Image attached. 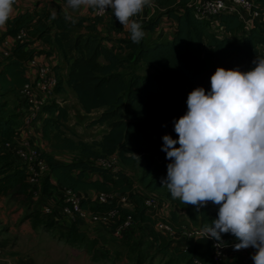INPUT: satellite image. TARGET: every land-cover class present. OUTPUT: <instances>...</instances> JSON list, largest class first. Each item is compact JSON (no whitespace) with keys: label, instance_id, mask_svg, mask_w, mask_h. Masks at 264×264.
<instances>
[{"label":"trees","instance_id":"16d2710c","mask_svg":"<svg viewBox=\"0 0 264 264\" xmlns=\"http://www.w3.org/2000/svg\"><path fill=\"white\" fill-rule=\"evenodd\" d=\"M256 1L259 3L256 8L264 12V0ZM154 2L156 13L143 29H155L167 16L176 21L171 38L143 39L139 44L133 43L130 36L115 39L101 32L99 25L104 23L106 16L95 15L94 9L93 16L71 18L59 11L52 19L53 13L45 7L20 12L7 21V34L17 36L24 30L28 36L25 40H18L11 54L0 61V89L15 92L26 83L27 62L53 51L52 47L35 48L33 44L40 40L50 46L56 45L69 64L65 77L67 85L77 93L86 112L99 111L89 125L106 124L108 130L98 141H75L62 128L69 117L63 104L51 102L43 107L37 119L43 139L54 149L80 148L86 157L68 163H54L51 155L44 154L51 159L48 158L44 195L52 190L54 182L61 188L83 193L89 189L129 193L134 202L131 208L101 203L90 196L84 197L82 207L93 212L118 208L117 225L131 216L132 230L143 223H154L147 214L144 198L134 188L127 172L103 167L97 160L118 154L125 164L145 163L142 183L149 189L165 190L171 202L180 204L181 201L173 199L162 186V178L167 176L170 163L162 150L163 136L170 134L178 139L174 121L186 114L188 95L200 86L210 91L211 76L218 67L237 68L247 62L248 71L255 67L253 61L257 56H264V31L255 24L247 27L238 14L221 12L204 17L195 12L192 0ZM110 11L108 22L111 28L121 31L114 11L111 8ZM141 63L154 68L156 73H138L134 65ZM53 68L59 75L57 91L60 92L63 77L56 66ZM6 108L7 104H0V196L11 194L16 187L26 189L30 184L27 164L6 147L23 126L20 116L8 114ZM88 173H100L102 177L91 179ZM185 206L183 210L188 221L199 230L217 218L219 210V205L212 202L199 210L194 205ZM172 218L178 219L176 209L172 211ZM84 236L77 217L67 232V240L77 242ZM222 237L226 245L237 241L230 233L222 234ZM157 247L164 253L177 252L186 264H193L196 260L202 264H218L213 258L210 239L187 237L182 247H172L169 241L163 240Z\"/></svg>","mask_w":264,"mask_h":264},{"label":"clouds","instance_id":"9594fccd","mask_svg":"<svg viewBox=\"0 0 264 264\" xmlns=\"http://www.w3.org/2000/svg\"><path fill=\"white\" fill-rule=\"evenodd\" d=\"M67 3L73 10L111 8L133 43L146 35L135 17L150 8L152 0ZM15 4L0 0V28ZM253 63L248 71L220 66L211 76L210 91L200 86L190 92L186 114L174 121L178 139L163 136L162 150L170 163L162 186L173 199L197 210L209 202L219 205L217 218L203 226L197 240L213 239L219 249L227 243L222 234L230 233L238 241L234 250L254 248L253 264H264V56Z\"/></svg>","mask_w":264,"mask_h":264},{"label":"rangeland","instance_id":"374dc122","mask_svg":"<svg viewBox=\"0 0 264 264\" xmlns=\"http://www.w3.org/2000/svg\"><path fill=\"white\" fill-rule=\"evenodd\" d=\"M156 34L155 38L163 37L162 33ZM148 37L153 36L148 34ZM1 56L0 52V59ZM247 65V62H243L238 68L246 71ZM134 67L141 74L156 73L154 68L142 63ZM69 95L64 94L68 99L71 97ZM0 104H7L6 112L20 116L23 124L27 110H24L26 102L21 90L4 92L0 89ZM77 116L74 114L72 118L78 121ZM88 124L87 118L75 122L72 129L66 128L67 134L75 141L91 143L100 137L102 129L94 126L90 130ZM75 154L78 155L75 158H83L81 153ZM143 167V163H137L130 166L129 171L135 187L142 186L151 193L140 182ZM45 178L46 175L38 184L30 183L26 189L16 187L11 194L0 196V264H186V261L180 260L177 252L171 250L164 253L158 249V245L150 240L153 230L147 224L139 225L122 238L107 235L101 240L85 230L81 240H67V231L52 224L54 213L41 211L46 206L42 199ZM53 203L55 207L61 205L59 200ZM97 249L101 251L97 252ZM228 252L229 258L225 264H253L252 260L238 256L233 246L228 248Z\"/></svg>","mask_w":264,"mask_h":264},{"label":"crops","instance_id":"0c3cea01","mask_svg":"<svg viewBox=\"0 0 264 264\" xmlns=\"http://www.w3.org/2000/svg\"><path fill=\"white\" fill-rule=\"evenodd\" d=\"M45 7L47 10H49L52 13L57 14L60 11L62 13L67 14L71 18H77L79 16H93L94 14V11L92 8H88L84 6H82L79 9L73 10L72 8L68 6V3L65 0H16V4L14 5V10H13L11 18L15 17L18 13L26 11V10H41ZM148 13H154V15L156 13L154 0H152V6L150 8L145 7L143 13L135 17V19H137L138 22L142 24V27H144L149 21V19L146 21L144 20V17ZM109 15H111V11L106 15L105 17L106 19L104 23H101L99 25L101 32L104 35H110L115 39L129 38L130 33L124 30L122 25H120L122 29L121 31H116L111 28L110 23L108 22ZM175 28H176V21L173 18L164 16L159 21L155 29L153 30L148 29V28L144 29L146 35L143 39L147 41H152L156 38H159V37H156V38L154 37V35H157L156 33L158 30L164 32L162 38H171V36L173 35L175 31ZM7 29H8V22H6V25L3 28H0V52L2 55L1 56L2 58L0 59V61L6 58L5 53L12 52L13 48L18 43L16 36L7 34ZM148 34H151L153 37H148ZM33 46L35 48L52 47V50H53L52 53L40 54L38 55V60L53 64L54 66L57 67V69L62 74L63 90L59 92V95L61 96V99L64 100L63 106L68 110V113H69L68 120L65 122V125L62 126V128L65 131H66V128L72 129L73 123L80 122L81 120H84V118L85 119L87 118V121L90 122L92 118L96 117L99 114V111L94 110L91 113L86 112L81 102L78 99L77 93L70 86L67 85L65 81V77L69 71V64L65 60L61 52L57 49L56 45L52 44L50 46L48 43H44L38 40L33 44ZM113 47H115V45H113ZM26 76H27V80H26V83H27L29 81V72L27 70H26ZM66 93L70 94L69 96L71 97L69 99L66 96H64V94ZM24 110L28 111L27 104H25ZM74 114L78 115L77 116L78 121L75 118H72ZM94 126H100V128L102 129L100 137L98 139H95L98 141L101 139L103 133H105L108 130V126L106 124L104 125L98 124V125H93V126L89 125L90 130ZM42 135L43 134H42L41 124L38 121L33 122L30 126H26V125L24 126V123H23V126L17 131V134L14 138V142H17L19 144H25V145H28V144L37 145L39 148L42 149L44 154H48L52 156L54 163H68V162H71L77 159L75 158V156H78L75 154L76 152L82 154L80 148L54 149L51 147V145L48 142H46L43 139ZM82 155H83V158L80 157ZM82 155L79 156L80 159H86L85 155L84 154ZM48 158L49 157H47V159ZM99 159L97 160L98 163H100ZM49 161H51L50 158H49ZM132 165H135V164H125L120 160L115 168L116 170H122V171L127 172L131 180L134 182L131 172L129 171V167ZM143 165L145 167V163H143ZM144 167H143V171H144ZM143 171H142V174H143ZM142 174H141V177H142ZM88 177L91 179H98V178H101L102 175L100 173H88ZM141 177H140L141 184L146 189H149L142 183ZM135 186L136 185L134 183V188H136ZM64 189L65 188H61L57 186L56 183L54 182L52 190L46 196L44 195L42 198L46 206L41 208V211L43 212V209L45 207H49L51 209L50 213L52 214L54 213V215L52 216V222H53L52 224L56 226H60L61 228H63L65 231L68 232L74 220L71 219L70 216L66 215V213L63 211V207L65 204ZM136 189L142 194L144 198V202L147 207V214L154 220L153 224L149 222L143 223V226L147 224L149 225L150 229L153 230L152 233L150 234V240H152L156 245H160L163 240H166L171 243L172 247L185 246L187 237L185 236L184 231L187 229L195 228L188 221L187 216L183 210V208H186L185 204H183L182 202H180V204H174L173 202H171V200L166 196L165 190L163 189H149L153 193L152 192L149 193L147 190L143 189L142 186H138V188ZM84 193L86 197L90 196L95 199L97 190L89 189V190H85ZM151 196H155L158 200L159 207H158L157 212L149 211L148 206L146 204V201ZM57 200L61 202L60 206L61 207L63 206L62 209L60 206L55 207L53 202H57ZM133 204L134 202L131 201V203L127 207L131 208L133 207ZM173 209H176V214L178 217V219L176 220H173L172 218ZM160 220H167L173 226L174 231H175L174 237L169 235L164 229H162L159 226ZM120 224L117 225V222H116V223H113L112 225H109V224H104L102 222H94L88 218L85 220L79 219V226L80 228L83 229V230L81 229L83 232L87 230V233H93L96 236V238L101 239V240L105 239L107 235L114 236L115 238H122V236L127 235L128 232L132 230L131 228L134 225L133 223L130 227L122 228ZM237 242L238 241L232 242L231 244H229V246H233ZM100 251H101L100 249L99 250L97 249V252H100ZM236 251L238 253V256H242L246 259L252 260L251 257L254 254L255 249L249 247L247 249L236 250ZM193 264H202V263L196 260L194 261Z\"/></svg>","mask_w":264,"mask_h":264},{"label":"built area","instance_id":"2783aa9c","mask_svg":"<svg viewBox=\"0 0 264 264\" xmlns=\"http://www.w3.org/2000/svg\"><path fill=\"white\" fill-rule=\"evenodd\" d=\"M195 12L209 17L215 14L226 12L238 14L247 27L257 25L258 28L264 31V12L257 9L259 3L256 0H192ZM110 8L103 12L95 11V15L104 17L109 13ZM154 16V13H148L144 20H148ZM157 32L164 34L163 31ZM27 33L21 30L17 37V40L27 39ZM11 52H6V57ZM27 71L29 72V81L20 89L22 91L24 100L28 105V111L24 116V126H30L33 122L42 114L43 107L51 102H58L63 104V100L57 91L59 84V75L53 68V64L49 62L39 61L38 56L27 62ZM8 149H11L15 156L27 164L30 174L27 177L31 184H38L43 176L49 170V162L45 157L44 152L37 145L33 144H19L17 142H8L6 144ZM100 165L109 169H115L120 159L117 154L100 158ZM86 197L85 193L74 191L72 189H64L65 204L63 211L66 215L70 216L74 221L77 219L85 220L91 219L94 222H102L104 224L112 225L118 221L119 209H111L107 211L93 212L91 210L84 209L82 207V200ZM95 200L101 203H116L117 206L127 207L131 203V197L129 193L124 192H106L98 191ZM149 211H158V200L155 196H151L146 201ZM43 212L49 213L51 209L45 207ZM133 224L131 216H128L124 222L120 224L122 228L130 227ZM159 226L164 229L169 235L175 236L173 226L167 220H160ZM201 230L198 228L187 229L184 231L186 237H196L200 235ZM212 241L214 245L215 241ZM229 245H225L219 249L213 247L214 261L218 264L225 263L229 258L228 248Z\"/></svg>","mask_w":264,"mask_h":264}]
</instances>
